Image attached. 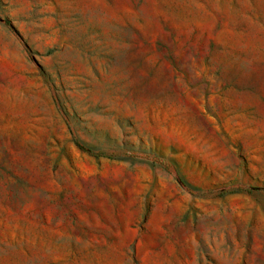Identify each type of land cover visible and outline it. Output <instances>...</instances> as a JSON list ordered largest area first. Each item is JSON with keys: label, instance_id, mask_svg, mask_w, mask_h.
<instances>
[{"label": "rangeland", "instance_id": "374dc122", "mask_svg": "<svg viewBox=\"0 0 264 264\" xmlns=\"http://www.w3.org/2000/svg\"><path fill=\"white\" fill-rule=\"evenodd\" d=\"M0 264H264V0H0Z\"/></svg>", "mask_w": 264, "mask_h": 264}]
</instances>
